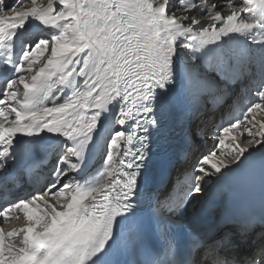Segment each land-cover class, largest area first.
Returning a JSON list of instances; mask_svg holds the SVG:
<instances>
[{"label":"snow or ice","instance_id":"obj_1","mask_svg":"<svg viewBox=\"0 0 264 264\" xmlns=\"http://www.w3.org/2000/svg\"><path fill=\"white\" fill-rule=\"evenodd\" d=\"M0 73V264H264V0H0Z\"/></svg>","mask_w":264,"mask_h":264},{"label":"bare ground","instance_id":"obj_2","mask_svg":"<svg viewBox=\"0 0 264 264\" xmlns=\"http://www.w3.org/2000/svg\"><path fill=\"white\" fill-rule=\"evenodd\" d=\"M233 2L242 4V0H234ZM224 10L227 11L226 6H224ZM210 20H211V17H207V19L205 20V23L209 22ZM2 76H3V74L0 73V78ZM256 119L264 122V111H258L257 115H256ZM222 127H223V125L221 126V124L219 123V120H217L216 122H214V124L212 126H210V129H211L210 131L213 133V135L208 136L204 141H202L201 143L198 144V153H203L202 151H204L206 149L205 146L208 143H210L209 145L211 147L213 144L215 146L216 143H218V141L215 138V135L219 130L222 129ZM230 135H235L237 138H240L242 135H246V134H242L240 131L237 130V131H234L233 133H230ZM212 151H219V150L215 147ZM225 151H227V150H225ZM19 226H21V221L17 220V219H12L9 222H4V220H2V219L0 220V227H3L6 231L11 230V229L16 228V227H19Z\"/></svg>","mask_w":264,"mask_h":264},{"label":"rangeland","instance_id":"obj_3","mask_svg":"<svg viewBox=\"0 0 264 264\" xmlns=\"http://www.w3.org/2000/svg\"><path fill=\"white\" fill-rule=\"evenodd\" d=\"M234 1V0H233ZM13 2H14V0H13ZM222 7H224V5H222ZM207 19V18H206ZM220 114L218 113L217 114V116H216V119H215V121L214 122H216L217 120H219L220 119V116H219ZM214 122H213V124H214ZM212 126V125H211ZM211 130V129H210ZM210 143H208L206 146H205V150L204 151H202L201 149V151L204 153V152H210V151H212L215 147H216V145H217V143H216V145L214 146V144L212 145V147L209 145ZM214 146V147H213Z\"/></svg>","mask_w":264,"mask_h":264}]
</instances>
